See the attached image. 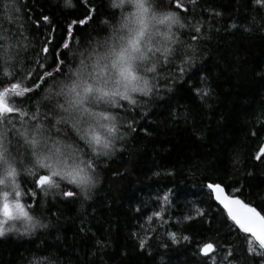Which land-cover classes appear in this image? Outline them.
<instances>
[{
  "label": "trees",
  "instance_id": "1",
  "mask_svg": "<svg viewBox=\"0 0 264 264\" xmlns=\"http://www.w3.org/2000/svg\"><path fill=\"white\" fill-rule=\"evenodd\" d=\"M155 2L168 5V0ZM183 2L189 8L182 13L185 23L202 26L199 34L191 27L173 29L182 51L192 57L191 65L177 60L169 71L161 72L158 82L153 81L157 86L151 96L135 94L134 110H126L125 101H121L125 109L113 110L119 112L122 139L115 141L113 155L96 161L98 183L89 199L83 194L72 200L62 197V190L79 191L66 182L44 195L32 177L21 174L20 201L45 227L37 226L29 235L11 232L0 238V264L33 260L42 264H203L205 258L197 255V246L209 241L220 246L216 264L229 260L261 264L264 258L245 254V234L206 185L219 183L264 214V162L254 159L264 142V19L254 0H197L194 11L187 0ZM73 4L67 8L64 0H0V26L11 34L13 45L10 70L25 86L32 81L23 79L24 72L35 69L37 63L52 65L53 48L66 39L73 21L84 18L81 0ZM90 4L96 8L92 19L72 26L78 44L57 48L66 75L77 66L79 52L105 40L111 25L118 24L120 10L111 8L110 0H90ZM42 15L51 22L41 21L37 27L35 21ZM193 35L200 38L193 41ZM49 38L52 42L46 45ZM45 46L48 54L42 51ZM3 67L0 60V88L8 82ZM63 79L60 75L49 78L29 94L28 103L17 106L29 115L38 109L43 119L53 102L45 97L54 94ZM201 90L210 94L201 99ZM12 123L20 127L18 117ZM57 127L61 132L53 128L54 139L84 149L70 125ZM9 135L14 138V133ZM169 189L172 205L163 226L156 218L149 222L146 217L163 204L157 197ZM196 208L205 215L185 220L188 214L195 216ZM23 226V222L16 223L21 230ZM152 228L154 232L149 231ZM170 232L177 233L179 244L173 243ZM184 235L191 242H185ZM137 236L147 239L144 250ZM228 250L233 255L225 259Z\"/></svg>",
  "mask_w": 264,
  "mask_h": 264
},
{
  "label": "snow or ice",
  "instance_id": "2",
  "mask_svg": "<svg viewBox=\"0 0 264 264\" xmlns=\"http://www.w3.org/2000/svg\"><path fill=\"white\" fill-rule=\"evenodd\" d=\"M81 2L86 10L85 16L73 21L68 26L66 39L53 48V64L37 63L35 69L24 72L23 79L31 80V86H25L15 79V74L10 70L9 62L14 58L13 45L9 43L11 34L0 26V60L4 64L2 75L8 78L6 86L0 88V238L11 232L29 235L37 226L45 227L20 201L18 180L22 173L32 177L35 187L44 195L52 189H60L61 182H66L79 191L62 190V197L72 200L83 194L85 199H89L90 191L98 183L96 161L113 155L115 141L122 139L119 112L113 110L125 109L121 101L127 102L126 110H134L133 106L138 104L135 94L151 96L157 86L153 81L158 82L161 72L170 70L169 65L175 66L177 60L189 65L192 63V57L182 51L183 45L173 29L191 27L199 34L202 26L199 23H185L186 17L182 18V13H188L189 8L183 0H168L166 6H158L155 0H110L109 6L120 10L118 24L111 25V34L105 40L97 41L91 48L79 52L77 66L66 75L62 71L65 61L60 59L57 48L71 49L74 43L78 44L72 35V26L85 24L96 12L90 0ZM187 3L193 6L194 11L197 0H187ZM254 3L259 6V15L264 19V0H254ZM64 6L75 7L73 0H64ZM13 11L19 12V8ZM6 19L12 22L11 16ZM41 21L51 22L49 16L42 15L35 21L37 27ZM199 38L198 35L191 37L193 41ZM51 42L49 38L46 45ZM42 51L48 54L49 48L45 46ZM180 72H184L182 66ZM57 75L64 79L54 94L45 97L53 102L43 119L38 109L29 115L23 107L17 106L28 103L32 99L30 93ZM33 76L35 79H32ZM209 94V90L199 92L201 99ZM13 117L19 118V128L12 123ZM58 125H70L77 138L83 141L84 149L54 139L51 135L53 128L57 133L61 132ZM127 127L131 128L132 124L128 123ZM10 133H14L15 143ZM254 159L264 162V145L258 149ZM206 188L212 198L223 206L227 217L245 234V254L264 258V214L243 200L228 195L219 183H208ZM32 195L35 196L36 192L33 191ZM171 196L169 189L163 196L157 197L158 202L162 201L163 204L146 217L149 222L156 218L163 226L165 213L172 205ZM136 211L139 212L140 208ZM204 215L202 209L196 208L195 216L188 214L184 219L190 222ZM17 222H23L22 230L16 227ZM149 231L154 232L155 229ZM168 235L173 243H180L177 233L170 232ZM137 238L139 248L144 250L147 239ZM182 239L191 242L188 235ZM98 243L102 244L100 241ZM219 250L220 246L209 241L197 246V255L205 258L203 264H216ZM232 255L228 250L225 259ZM30 264H42V261L33 260ZM228 264H232V261L229 260ZM261 264H264V259Z\"/></svg>",
  "mask_w": 264,
  "mask_h": 264
},
{
  "label": "water",
  "instance_id": "3",
  "mask_svg": "<svg viewBox=\"0 0 264 264\" xmlns=\"http://www.w3.org/2000/svg\"><path fill=\"white\" fill-rule=\"evenodd\" d=\"M262 145H264V143L262 144ZM223 188H224V186H222ZM225 189V188H224ZM225 192L228 194V195H230L227 191H226V189H225ZM232 196V195H231ZM217 202V201H216ZM218 203V202H217ZM219 204V203H218ZM220 205V204H219ZM222 208H223V206L222 205H220Z\"/></svg>",
  "mask_w": 264,
  "mask_h": 264
},
{
  "label": "bare ground",
  "instance_id": "4",
  "mask_svg": "<svg viewBox=\"0 0 264 264\" xmlns=\"http://www.w3.org/2000/svg\"><path fill=\"white\" fill-rule=\"evenodd\" d=\"M263 143H264V142H263ZM263 143H262V144H263ZM261 146H262V145H261ZM230 195H231V194H230ZM232 196H233V195H232ZM233 197H235V196H233Z\"/></svg>",
  "mask_w": 264,
  "mask_h": 264
}]
</instances>
